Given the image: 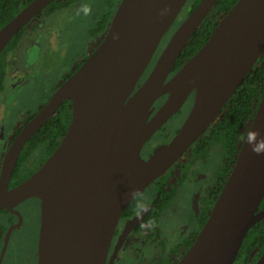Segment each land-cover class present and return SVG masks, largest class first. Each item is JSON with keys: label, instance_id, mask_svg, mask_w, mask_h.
Masks as SVG:
<instances>
[{"label": "water", "instance_id": "1", "mask_svg": "<svg viewBox=\"0 0 264 264\" xmlns=\"http://www.w3.org/2000/svg\"><path fill=\"white\" fill-rule=\"evenodd\" d=\"M54 0H31L0 28V54ZM187 0H120L86 60L16 134L0 169V212L40 196L38 264H104L120 214L170 169L217 119L264 51V0H236L208 39L166 81L217 0H200L138 80ZM1 84V79H0ZM195 92L193 105L161 148L139 162L143 145ZM167 99L149 117L155 101ZM70 101L59 144L27 179L8 188L29 139ZM253 138L249 144V137ZM264 95L233 167L190 248L176 264H233L247 232L264 219ZM255 264H264V252Z\"/></svg>", "mask_w": 264, "mask_h": 264}, {"label": "flooded vegetation", "instance_id": "2", "mask_svg": "<svg viewBox=\"0 0 264 264\" xmlns=\"http://www.w3.org/2000/svg\"><path fill=\"white\" fill-rule=\"evenodd\" d=\"M74 1L76 0H54L35 17H38L37 19L34 18V21H31L34 22L31 28L33 29L35 24L38 25L44 17L56 13H62L61 19L64 21L68 18L67 10ZM119 2L120 0H103L98 18L89 30L90 42L86 46L85 52L76 55L78 60L67 68V72L62 71L61 76H59L60 84L86 60L100 43L107 30L99 31L98 23L103 11L111 5L112 10L110 9V11L113 15ZM197 3L196 0L185 2L175 20L161 38L134 91L149 75L173 33ZM94 8L98 9L99 6L95 4ZM209 18L213 19L214 23H217L220 19L219 16L214 15L213 8L204 21ZM24 28L15 36L16 38L23 33ZM12 40L9 43L12 44L15 39ZM11 44L7 45L8 48L5 47V49L7 48L6 51L13 45ZM3 54L0 59L4 74L0 87L5 78L17 75V72L12 70L13 62L11 59L5 58ZM179 67H175L174 64L166 81L176 73ZM54 90H52V93ZM194 95L195 92L193 91L187 97L179 111L173 115L176 117L171 124L166 125L173 116L148 138L140 152L139 162L147 159L176 134L193 105ZM166 99L167 95H163L155 101L149 117L153 116ZM35 114H24L22 122L17 126L11 141L0 143V169L10 143L23 125ZM246 132L247 130L242 135L238 150ZM203 134L164 175L138 193L123 210L112 234L104 264H176L190 248L205 223L236 158L235 156L233 163L229 166L222 143L204 145V142H202ZM55 148L48 154L43 148H35L29 154L26 153L18 168V178L12 181L13 172L17 166L16 162L8 188L18 185L33 174L47 160ZM188 199L191 211L186 213L182 208H185L184 204L186 205ZM262 209H264V198L258 207V210ZM40 224L41 208L38 194L18 203L11 209L2 210L0 212V264H38Z\"/></svg>", "mask_w": 264, "mask_h": 264}, {"label": "rangeland", "instance_id": "3", "mask_svg": "<svg viewBox=\"0 0 264 264\" xmlns=\"http://www.w3.org/2000/svg\"><path fill=\"white\" fill-rule=\"evenodd\" d=\"M102 6L103 0H76L67 10V19L62 21V13H56L44 17L33 29L31 22L15 38L12 49L3 54L13 62L12 70L17 75L5 78L0 87V143L11 141L24 114L39 111L59 86L62 71L67 72L78 60L76 55L85 52L90 42L89 30ZM189 199L182 208L186 213L191 211Z\"/></svg>", "mask_w": 264, "mask_h": 264}, {"label": "trees", "instance_id": "4", "mask_svg": "<svg viewBox=\"0 0 264 264\" xmlns=\"http://www.w3.org/2000/svg\"><path fill=\"white\" fill-rule=\"evenodd\" d=\"M29 1L31 0H0V28ZM199 1L200 0H196V3ZM235 2L236 0H217L213 7L214 15L216 14L221 18ZM109 6L110 7L104 9L98 23L100 32L105 31L109 25L112 15V11H110V9L112 10V6ZM216 24L217 23H214L213 19L210 18L203 21L180 53L175 67H179L183 61L191 57L204 44ZM10 44L11 43H9V45ZM3 74L4 69L0 59L1 80L3 79ZM263 95L264 51L257 59L252 70L244 77L242 83L228 100L218 119L204 132L203 138L201 137L204 145L217 142L222 143L227 154L229 166L233 163V159L238 152V145L242 139V135L251 123L254 112ZM70 118V101H65L57 109L55 114L25 144L18 157L12 181L18 178V168L24 159L23 157L26 156V153L29 154L35 148H43L48 154V152H51V150L59 144ZM50 146L51 148L49 149ZM263 252L264 219L256 223L247 232L233 264H255Z\"/></svg>", "mask_w": 264, "mask_h": 264}, {"label": "clouds", "instance_id": "5", "mask_svg": "<svg viewBox=\"0 0 264 264\" xmlns=\"http://www.w3.org/2000/svg\"><path fill=\"white\" fill-rule=\"evenodd\" d=\"M252 139H253V138H252L251 135H250V137H249V141H248L249 144L252 143ZM252 151L256 152L257 154H260L262 151H264V144H259V145H257V146H254V147L252 148Z\"/></svg>", "mask_w": 264, "mask_h": 264}]
</instances>
